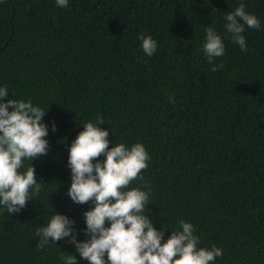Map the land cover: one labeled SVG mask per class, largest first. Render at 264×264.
Here are the masks:
<instances>
[{
  "label": "trees",
  "instance_id": "16d2710c",
  "mask_svg": "<svg viewBox=\"0 0 264 264\" xmlns=\"http://www.w3.org/2000/svg\"><path fill=\"white\" fill-rule=\"evenodd\" d=\"M241 2L261 22L245 27L247 53L223 27ZM212 24L225 44L217 72L202 50ZM141 33L157 42L151 57ZM4 86L5 102L46 112L49 150L32 161L41 192L18 213L0 206V264H63L67 254L88 264L67 238L38 251L36 229L58 213L86 239L92 205L67 195L68 148L98 113L109 148L142 143L149 153L145 211L166 231L162 243L184 220L199 247L222 250L214 264H264V0H0Z\"/></svg>",
  "mask_w": 264,
  "mask_h": 264
},
{
  "label": "clouds",
  "instance_id": "9594fccd",
  "mask_svg": "<svg viewBox=\"0 0 264 264\" xmlns=\"http://www.w3.org/2000/svg\"><path fill=\"white\" fill-rule=\"evenodd\" d=\"M56 5L67 8L68 0H56ZM224 19L223 27L232 42L247 53L245 27L259 30L260 20L246 11L243 2L234 11L227 12ZM138 39L145 55L153 56L157 42L143 33ZM202 50L212 65V72L223 69L224 64L216 63V58L224 56L225 44L214 24L205 27ZM8 95L7 86L0 87V206L14 214L42 190L32 161L47 155L49 142L46 139L48 125L42 122L46 112L30 100L5 102ZM169 101L175 103L172 96ZM104 124L98 113L94 121L83 125V131L68 148L71 185L67 195L74 205H92L83 213L86 239L77 242L75 221L57 213L44 227L36 229L39 237L36 249L42 251L50 239L56 245L57 241L67 238L88 264H214L223 256L222 250L216 246L199 247L200 238L190 222L180 220L177 230L171 231L162 243L166 231L157 230L148 217L149 211H145L150 204L151 191L142 173L148 168L149 153L142 143L130 147L117 143L109 148V132L103 130ZM56 130L53 122L52 131ZM26 160H30L31 165L21 171ZM134 181L142 183L130 187ZM145 188L149 190L144 191ZM76 256L67 254L60 259L63 264H78Z\"/></svg>",
  "mask_w": 264,
  "mask_h": 264
}]
</instances>
